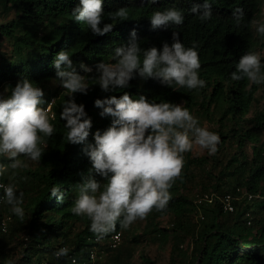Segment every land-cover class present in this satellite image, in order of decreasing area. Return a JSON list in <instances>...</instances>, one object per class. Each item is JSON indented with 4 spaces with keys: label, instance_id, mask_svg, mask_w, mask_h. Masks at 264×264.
<instances>
[{
    "label": "trees",
    "instance_id": "1",
    "mask_svg": "<svg viewBox=\"0 0 264 264\" xmlns=\"http://www.w3.org/2000/svg\"><path fill=\"white\" fill-rule=\"evenodd\" d=\"M262 1L215 0L212 18L202 22L190 9L194 2L202 4L203 0H103V23H113V28L96 36L71 15L79 0H0V35L11 46L9 55L0 50V92L10 93L26 77L43 89L44 100L51 105L50 115L56 117L51 121L56 132L46 140L40 162L21 157L27 168L9 170L0 177V183H12L18 193H24L25 212L23 220L13 214L0 188V221L8 218L7 230L0 226V264H43L45 259L57 264L54 256L60 246L66 244L79 252L94 237L90 221L71 211L81 174L88 172L91 162L83 152V144L66 142V121L60 117L62 103L68 99L64 89L51 95L47 88L52 81H58L53 60L59 51H68L83 75L81 62L93 69L101 61L114 63L115 48L128 44L133 29L142 49L162 48L164 42L171 44L173 32L186 47L195 42L201 62L199 75L206 86L174 90L159 80H144L137 74L126 88L104 92L89 80L87 94H75L76 102L85 106L92 120L86 143H94L93 134L111 124V117L100 116L95 100L119 97L125 92L133 99L143 95L149 101L181 104L202 126L206 120L207 128L216 132L221 142L215 155L207 151L201 155L191 151L184 154L182 176L170 189L172 199L167 210H153L143 220L141 233L133 224L127 230L117 225L116 230L125 231L132 242H138L144 234L160 246L170 245V264H264L263 198L235 199L233 211H224L217 197L211 203L197 202L198 195L204 192L220 196L235 193L237 187L264 195V85L230 79L240 57L246 51L259 52L264 45V36L263 41L259 40L254 28ZM173 6L183 10V24L153 29L152 13ZM121 7L128 9V18L109 19L108 13ZM238 7L244 10L239 25L233 18V10ZM261 57L264 63V55ZM88 75L97 74L93 71ZM0 162L8 163L5 157H0ZM53 185L65 192L63 204L50 196ZM200 209L204 220L198 224L194 218ZM121 244L108 250L105 264H131V246Z\"/></svg>",
    "mask_w": 264,
    "mask_h": 264
},
{
    "label": "clouds",
    "instance_id": "2",
    "mask_svg": "<svg viewBox=\"0 0 264 264\" xmlns=\"http://www.w3.org/2000/svg\"><path fill=\"white\" fill-rule=\"evenodd\" d=\"M213 3L215 0H203L202 4L194 2L190 11L202 22L210 20ZM71 15L96 36H103L113 28V23H103V0H79ZM108 16L112 21L127 19L129 11L121 7ZM233 18L239 25L244 19V10L234 9ZM150 21L153 29L181 25L183 10L173 6L155 11ZM254 28L259 36H264V21H256ZM172 39L171 44L164 42L162 48L142 49L133 29L128 44L115 48L114 63L101 61L93 69L81 62L79 68L83 75L77 71L68 51H59L53 60L56 79L68 97L62 103L60 113L61 119L66 121V142L83 144V152L91 162L88 172L81 174L71 211L90 221L89 230L97 240L114 232L117 225L127 230L137 220L146 219L153 210L166 211L172 199L170 189L182 176L184 154L194 146L207 150L209 155L218 151L220 136L202 126L188 108L172 102L149 101L143 95L133 99L127 92L119 97L112 95L95 100V107L101 109L100 116L111 117V124L103 132L97 130L93 134L94 143H86L92 120L85 106L76 102L75 94L86 95L89 80H94L104 92L126 88L137 74L144 80H159L174 90L206 86V81L199 75L198 45L194 42L186 47L177 32H173ZM93 71L97 75L90 77L88 74ZM230 79H246L252 85H264L261 54L246 51ZM44 95L43 89L26 77L19 80L10 93L0 92V157L8 161L0 162V177L9 170L27 168L21 157L40 162L46 140L56 132L51 123L56 117L50 115L51 105L46 103ZM97 176L102 179L98 180ZM0 188L12 213L23 220L24 193H18L12 183L0 184ZM50 196L59 204L65 201V192L58 185L51 187ZM68 255L67 247H60L55 252L57 259Z\"/></svg>",
    "mask_w": 264,
    "mask_h": 264
},
{
    "label": "built area",
    "instance_id": "3",
    "mask_svg": "<svg viewBox=\"0 0 264 264\" xmlns=\"http://www.w3.org/2000/svg\"><path fill=\"white\" fill-rule=\"evenodd\" d=\"M0 184L7 185V183L4 182H1ZM255 196L264 199L263 194L256 195L254 193L243 190L241 187H237L235 193L226 192L220 196L216 195V193L204 192L198 195L197 202L211 203L215 200V197H217L220 199L222 203V209L224 211H233L235 210V204H234L235 199H241L242 197H247L248 200H251ZM3 197L4 195L2 196V198ZM199 216L202 219L204 218L203 211L201 209L199 211ZM248 223H251V219L248 220ZM0 226L4 231H6L8 228V218L6 217L3 218L0 221ZM122 239H123L122 231L120 229H117L114 232L106 235L103 239L97 240L95 236L93 238H90V241H88L90 242V244L86 245L79 252L70 250L68 245L64 244L60 247H67L69 249V255L67 257H62L60 259H57V257L54 256V260H56L57 264H73V261H75V264H105L106 256L108 253L107 249H113L118 247L122 242ZM43 264H50V263L48 259H45Z\"/></svg>",
    "mask_w": 264,
    "mask_h": 264
},
{
    "label": "rangeland",
    "instance_id": "4",
    "mask_svg": "<svg viewBox=\"0 0 264 264\" xmlns=\"http://www.w3.org/2000/svg\"><path fill=\"white\" fill-rule=\"evenodd\" d=\"M13 13H9V17H12ZM3 20V15L0 13V22ZM261 20L264 21V3L262 6L261 12L258 14L256 21ZM258 35V34H257ZM259 40L263 41V36H259ZM0 50L4 52V54L9 55L11 53V46L8 43V40L0 35ZM259 53L264 55V45L260 46ZM63 90L58 81H52L47 88V93L54 95L57 90ZM203 126L208 127L206 120H204ZM207 150L201 149L198 145L194 146L191 150L193 155H201L206 153ZM195 222L201 224L204 219H202L199 215H195ZM143 220H137L133 227H136V231L138 233L142 232ZM124 238L121 245L131 246V250L133 251V257L131 258V264H170L169 263V252L170 245L168 246H160L154 240H151L149 235L142 234L139 237L138 242H132L129 239V235L124 231ZM144 255V257L142 256ZM129 264V263H128Z\"/></svg>",
    "mask_w": 264,
    "mask_h": 264
}]
</instances>
